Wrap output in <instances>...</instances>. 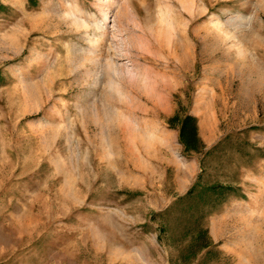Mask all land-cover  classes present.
Wrapping results in <instances>:
<instances>
[{
    "label": "rangeland",
    "instance_id": "1",
    "mask_svg": "<svg viewBox=\"0 0 264 264\" xmlns=\"http://www.w3.org/2000/svg\"><path fill=\"white\" fill-rule=\"evenodd\" d=\"M0 264H264V0H0Z\"/></svg>",
    "mask_w": 264,
    "mask_h": 264
},
{
    "label": "trees",
    "instance_id": "2",
    "mask_svg": "<svg viewBox=\"0 0 264 264\" xmlns=\"http://www.w3.org/2000/svg\"><path fill=\"white\" fill-rule=\"evenodd\" d=\"M37 0H28L31 5H35ZM171 122H176L178 126V140L179 143L183 146L186 153H196L202 154L204 157L214 152L217 146L213 147L211 150H205L204 144L201 142L198 137L196 119L188 114L183 115L182 117H173L170 120ZM203 159L201 160V169L203 167ZM201 178V175L198 177ZM231 187L223 186L221 184L206 185L202 188L204 193H209L212 195H223L227 191H231ZM192 190H189L186 193V196L177 197L175 202L166 208L165 210L152 214L151 219H159V232L161 236L169 237V230L171 227V220H173L175 213L179 212L182 214L187 213L186 220L181 224V235L183 237L190 238V245H188V251L190 253L189 257L196 258L201 252L205 251V255L210 253V247L207 235L206 228L201 223V220L207 215L205 210L208 206L214 207L217 198L221 196H207L208 203L206 206H203L198 212V215L195 216L194 213H190L192 206L187 202L190 199ZM184 203V204H183ZM183 204V206H182Z\"/></svg>",
    "mask_w": 264,
    "mask_h": 264
}]
</instances>
